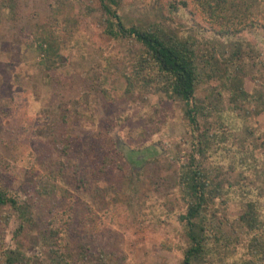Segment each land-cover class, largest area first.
Instances as JSON below:
<instances>
[{"label":"rangeland","instance_id":"obj_1","mask_svg":"<svg viewBox=\"0 0 264 264\" xmlns=\"http://www.w3.org/2000/svg\"><path fill=\"white\" fill-rule=\"evenodd\" d=\"M167 1L124 0L120 12L129 22L160 21L201 39L198 53L205 72L218 76L198 87V97L215 100L227 82L223 75L237 76L240 68L257 75L264 68V30L259 25H245L236 36L223 37L200 14L194 20L182 10L169 17ZM81 3L19 0L16 19L9 9L0 14V184L33 201L30 223L0 207V264H5V252L19 248L31 256L30 264H51L41 250L40 233L45 221L71 202V237L79 248H88L74 264H182L189 238L181 217L189 197L179 171L196 137L184 118V102L166 98L152 85L137 84L128 92L126 76L142 45L90 28L101 14H87ZM57 8L78 24L63 48V64L49 74L35 39L44 26L56 24ZM255 13L264 20L260 5ZM244 81L254 91L257 84L250 77ZM224 100L210 119L222 115L227 131L212 138L205 151L212 157L204 160L235 184L230 186L235 193L229 205L217 199V209H209L204 218L209 232L216 225L231 240L249 241L239 222L247 204L244 189H252V200L262 194L258 202L264 219V138L249 130H262L264 113L257 115L256 105L247 106L254 115L244 121L227 112L230 102ZM149 146L154 147L151 154ZM232 146L235 151L226 149ZM132 151L140 163H130ZM253 154L262 159L258 168L252 163L241 183L245 187L234 189L243 171L239 162L249 166L247 158ZM246 258L241 241L209 260L242 264Z\"/></svg>","mask_w":264,"mask_h":264},{"label":"trees","instance_id":"obj_2","mask_svg":"<svg viewBox=\"0 0 264 264\" xmlns=\"http://www.w3.org/2000/svg\"><path fill=\"white\" fill-rule=\"evenodd\" d=\"M77 1L82 2L79 7L85 8L87 14L94 12L101 14L100 19L90 24V28L100 29L103 35L114 40H134L142 45V51L131 62L130 71L126 76L128 92L133 91L137 84L138 86L152 85L166 98H178L184 102V118L196 137L193 140V150L179 171L180 184L186 196L189 197L187 212L181 217L185 221L189 238L182 264H215L209 260L212 254L220 253L231 246L235 249V244L241 241L247 256L241 263L264 264V230L261 224L264 219L259 212L258 202V198L262 196L260 192L259 197L252 200L250 196L252 189H244L247 192L242 191V194L247 195L245 197L247 204L239 217V222L248 230L249 241L239 238L235 241L231 240L216 225L209 232L206 227L208 222L204 218L209 209L212 211L217 209V203L220 204L217 199L222 200L224 205H229L231 193H235L232 188V191L230 190V186L233 187L235 184H230L225 176L220 175L222 174L220 170L213 172L215 166L208 162L212 155L205 154L212 138L227 131L222 115L217 114L214 121L210 119V116L213 113H219L218 104L226 98L230 102L227 112L236 113L244 121L246 117L253 114L246 108L247 106L256 105L257 115L264 113V68L259 67L257 75L250 74V71L244 68H240L237 76L223 75L227 82L223 85L224 89L218 90L219 94L215 100L210 99L211 96L202 99L197 96L198 87L202 84L207 85V78L218 75L205 72V61L199 58L198 53L202 41L197 35L170 30L160 21L141 22L142 20L139 19V21L130 20L129 22L120 12L124 0ZM18 3L19 0H0V14L2 10L9 9L11 19H16ZM259 5L264 16V0H168L166 9L169 17H173L182 10L194 20L200 14L208 19L211 27L215 28L219 35L231 38L241 33L245 25H259L264 30V20L258 19L255 13V8ZM54 13L57 18L56 24L44 26L38 40L35 39L38 42L36 53L44 55L41 65L49 74L63 64V48L73 36L74 28L78 24V20L74 23L72 17L66 16L64 9L57 8ZM260 63V57H257L256 64L259 66ZM245 77H250L257 84L254 91L246 88ZM262 122L263 126H259L262 127L261 131L257 126L249 130L251 136L259 133L264 138V119ZM152 149L154 147L147 148L150 151L148 154L153 153ZM226 149L235 151L236 146ZM64 150L67 151L66 146ZM244 150L253 153L247 146ZM157 152L159 150L155 151ZM204 157L208 159L206 163ZM128 158L130 163H140L134 151L129 153ZM247 159L250 160L249 166H245L244 160L239 162L243 171L242 178L238 179L237 188H234L236 190L245 187L241 183H244L242 181L246 179V172L250 171L251 164L253 163L252 167L258 168V163L262 160L255 158L254 154ZM262 165L264 166V160ZM32 202L31 199L20 198L10 188L0 184V207H6L13 214L19 215L25 223L30 221L27 213L32 210ZM73 209V202L66 204L64 208L53 213L42 227L41 250L50 259L51 264H74L81 254L88 250L83 246L80 248L76 246L71 237V227L75 218ZM27 258L31 259V256L27 257L20 248L11 254L5 252V264H30Z\"/></svg>","mask_w":264,"mask_h":264}]
</instances>
